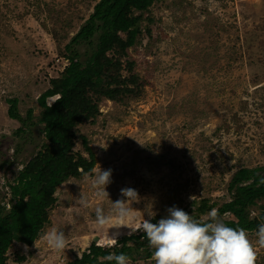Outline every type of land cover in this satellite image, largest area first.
I'll use <instances>...</instances> for the list:
<instances>
[{"label": "rangeland", "instance_id": "obj_1", "mask_svg": "<svg viewBox=\"0 0 264 264\" xmlns=\"http://www.w3.org/2000/svg\"><path fill=\"white\" fill-rule=\"evenodd\" d=\"M99 1L0 0V151L9 163L0 171V205H7L9 186L46 143L38 100L62 72L56 65L66 63L57 51ZM150 11L151 39L129 51L146 82L142 97L103 102L94 120L77 126L72 154L88 158L84 138L96 159L92 176L57 189L56 205L46 211L51 224L34 246H11L9 264H67L100 247L108 226H98L94 210L111 213L123 188L135 189L140 202L132 205L135 222L109 230L117 239L140 234L135 230L143 219L158 222L172 206L184 210L206 200L217 210L231 201L229 189L243 185L239 170L264 167V0H166ZM72 50L82 56L92 48ZM11 98L18 99L23 119L33 109L34 126L7 117L5 101ZM55 101L48 98L46 106ZM99 167L112 170L110 200L94 195L91 178ZM260 205L253 216L261 214ZM53 227L68 238L64 251L51 250L42 239ZM248 235L256 264H264V248L256 234Z\"/></svg>", "mask_w": 264, "mask_h": 264}, {"label": "trees", "instance_id": "obj_2", "mask_svg": "<svg viewBox=\"0 0 264 264\" xmlns=\"http://www.w3.org/2000/svg\"><path fill=\"white\" fill-rule=\"evenodd\" d=\"M165 1L100 0L70 43L58 49L57 57L66 63L63 67L62 63L56 65L62 72L49 81L47 90L38 100L43 110L37 122L44 125L42 133L46 143L43 151L19 173L16 185L9 186L7 205H0V264H9L7 254L13 243L32 247L51 224L46 211L56 205L54 195L59 187L70 179L92 176L96 159L84 138L80 140L88 158L80 153L72 154L77 126L94 120L103 102L122 104L142 97L146 82L129 61V51L151 39L155 21L150 10ZM81 45L92 48L90 54L83 57L72 50V46ZM51 97H56V101L47 107L46 101ZM6 103L10 119L23 126L36 124L31 123L33 109H28L23 119L18 99L6 100ZM20 130L26 129L20 127ZM6 165H9L8 160L0 151V171ZM238 174L243 185L229 189L231 201L217 211L229 227L256 234L258 226L264 224V183L260 182L264 179V167L242 168ZM258 202L262 212L259 210L261 214L256 217L253 210L258 209ZM188 207L184 211L196 220L214 209L206 200ZM229 214L232 218L226 217ZM118 242V246L108 251L92 246L81 258L75 257L67 264H115L100 260L112 252L123 253L132 262L152 259L154 250L142 232L121 237Z\"/></svg>", "mask_w": 264, "mask_h": 264}, {"label": "clouds", "instance_id": "obj_3", "mask_svg": "<svg viewBox=\"0 0 264 264\" xmlns=\"http://www.w3.org/2000/svg\"><path fill=\"white\" fill-rule=\"evenodd\" d=\"M7 106L6 113L9 109L8 104ZM111 176V169L101 170L99 167L91 178L96 190L94 193L96 199H109L106 188L112 182ZM260 182L264 183V179ZM120 195L123 199L111 201V213L106 214L101 206H97L94 210L98 226L101 228L108 226V231L98 244L100 247L97 248L107 250L118 246V233L110 235L109 230L128 228L129 222L136 220L133 213L137 210H134L132 205L140 202L138 192L132 188H123ZM149 216L152 217L154 214ZM135 231H142L147 238L149 247L154 250L152 259L155 264H256V247L249 239L248 232L243 228L229 227L216 209L207 213L203 220H196L183 209L172 206L167 209V215L157 223L143 219L140 228ZM256 236V244L264 248V224L258 226ZM42 239L55 252L64 251L68 246L65 233L55 227L47 231ZM24 247L27 249V245ZM100 260L114 261L115 264H131L130 258L123 253L112 252L100 257Z\"/></svg>", "mask_w": 264, "mask_h": 264}, {"label": "bare ground", "instance_id": "obj_4", "mask_svg": "<svg viewBox=\"0 0 264 264\" xmlns=\"http://www.w3.org/2000/svg\"><path fill=\"white\" fill-rule=\"evenodd\" d=\"M17 245H20V244H18V243H13L12 244V246L14 247V246H17ZM24 246V245H23Z\"/></svg>", "mask_w": 264, "mask_h": 264}]
</instances>
